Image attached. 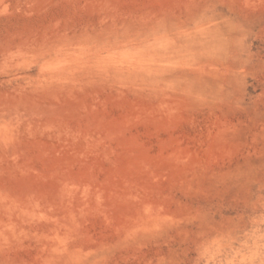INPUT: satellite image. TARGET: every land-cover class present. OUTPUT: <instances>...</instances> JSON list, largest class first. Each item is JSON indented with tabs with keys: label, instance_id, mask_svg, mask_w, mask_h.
Masks as SVG:
<instances>
[{
	"label": "rangeland",
	"instance_id": "obj_1",
	"mask_svg": "<svg viewBox=\"0 0 264 264\" xmlns=\"http://www.w3.org/2000/svg\"><path fill=\"white\" fill-rule=\"evenodd\" d=\"M0 264H264V0H0Z\"/></svg>",
	"mask_w": 264,
	"mask_h": 264
}]
</instances>
